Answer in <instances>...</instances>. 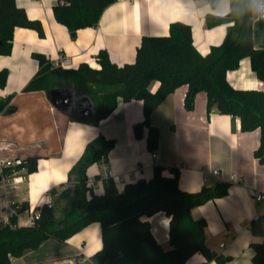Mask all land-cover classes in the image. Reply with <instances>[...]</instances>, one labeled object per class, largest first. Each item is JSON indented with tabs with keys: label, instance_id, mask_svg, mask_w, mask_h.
Listing matches in <instances>:
<instances>
[{
	"label": "crops",
	"instance_id": "1",
	"mask_svg": "<svg viewBox=\"0 0 264 264\" xmlns=\"http://www.w3.org/2000/svg\"><path fill=\"white\" fill-rule=\"evenodd\" d=\"M56 2L16 0L30 18L41 21L45 35L18 27L11 53L0 55V70L9 71L5 87H0V97L13 95L12 104L16 106L11 113L0 114V154L11 161L39 156L35 171L24 174L26 169H22L21 182L7 184L10 198L28 202L32 207L48 203L53 190L74 185L70 171L88 145L104 136L115 140V145L106 157L87 169L88 185L95 194L105 193V180L109 177L120 191L127 183L149 179L156 165L168 169L178 167L180 187L187 191L229 181L227 195L196 206L192 214L207 222L209 249L232 257L224 264H251L254 255L251 242L255 237L249 225L252 218L264 212V200L256 198L264 194V162L254 154L261 140L259 128L244 132L240 118L216 108L208 111V96L203 91L197 94L194 109H186L188 86L183 85L151 114V123L160 129L159 145L153 156L154 152L147 146L146 132L142 138L134 133V125L144 118L142 101L119 98L113 112L94 123L93 118H79L71 113L73 100L85 95L76 94L75 83L68 76L54 74L50 76L49 89L24 91L31 79L47 68L42 70L46 63L42 65L36 53L44 55L51 68H78L82 63L100 68L98 53L106 49L111 59L122 66L135 61L143 36L168 35L170 25L176 21L191 25L194 45L206 55L213 46L222 44L227 34L226 24L209 27L207 16L227 15L230 0H220L216 7L209 0H116L104 10L96 27L82 28L75 33L56 19L53 10ZM253 38L256 47H264V19L257 18L256 11ZM64 59H69L67 65L62 64ZM227 79L238 89L264 90V80L252 69L249 57L240 61L239 68L229 70ZM157 85L154 81L150 88L154 90ZM214 170L219 173L215 175ZM232 175L236 179L232 180ZM170 219L163 211L149 217L156 240L165 248L170 246ZM61 243L62 246L45 255L35 254L30 261L22 260V256L12 258V262L93 264L90 256L103 247L101 224L93 222ZM185 264L218 262L196 253Z\"/></svg>",
	"mask_w": 264,
	"mask_h": 264
},
{
	"label": "trees",
	"instance_id": "2",
	"mask_svg": "<svg viewBox=\"0 0 264 264\" xmlns=\"http://www.w3.org/2000/svg\"><path fill=\"white\" fill-rule=\"evenodd\" d=\"M116 0H57L53 10L56 19L72 33L87 27H96L104 10ZM216 7L220 0H209ZM258 0H230V11L225 16L208 14L207 25H227L222 44L213 46L203 55L194 45L190 24L176 21L170 25L168 35L143 36L135 61L122 66L114 62L106 49L98 53L100 68L82 63L78 68H51L50 61L42 54H35L43 65L25 86L24 91L50 88V76L62 74L72 78L77 95L90 96L94 102V123L109 116L118 99L140 100L144 118L134 125L137 138L146 132L147 146L155 151L159 145L160 129L151 123L155 108L178 87L187 85L185 107H195L196 96L206 92L208 111L240 118L244 132L260 129L261 140L255 156L264 162V90L238 89L227 79V72L239 68L240 61L249 57L252 69L264 80V47H256L253 38V21ZM38 31L44 36L39 19H32L16 0H0V55L12 51L16 28ZM8 69L0 70V87H5ZM158 82L152 90V82ZM13 95L0 97V114L16 109ZM115 140L100 136L90 143L77 164L70 171L73 186L60 193L51 192L50 203L35 206L41 216L33 225L13 226L0 223V264H16L12 258L21 257L26 250L38 249L45 241L56 239L66 242L93 222L102 228L103 247L90 256L93 264H185L196 253L218 264L229 261L231 256L212 252L206 244L204 218L193 217L192 210L201 204L228 194L231 182L217 181L197 191L180 187V169L154 167L153 176L127 183L118 190L114 179L105 180V193L97 195L88 185L87 169L106 157ZM37 155L14 165L4 167L0 181L5 177L37 169ZM91 193V198H88ZM21 203V204H20ZM20 212L29 208L28 202H14ZM163 211L170 219L169 244H160L151 229L149 217ZM15 221V218L13 219ZM255 239L251 242L254 255L251 264H264V212L250 221Z\"/></svg>",
	"mask_w": 264,
	"mask_h": 264
},
{
	"label": "built area",
	"instance_id": "3",
	"mask_svg": "<svg viewBox=\"0 0 264 264\" xmlns=\"http://www.w3.org/2000/svg\"><path fill=\"white\" fill-rule=\"evenodd\" d=\"M255 11L257 14V18L264 19V0H258L255 6ZM69 59H64L62 64L67 65ZM153 156H156L155 152ZM16 161H11L10 159L2 156L0 154V174L3 173L4 167L14 165ZM213 173L217 175L219 173L218 170H214ZM21 174H15L12 177H3L0 181V223L2 224H11L13 226L19 225H33L41 216L40 210H37L35 207L30 206L29 208L25 209L23 212L19 211V207L14 206V202L10 196L8 195L7 191V184L9 182L19 183L22 180ZM231 179H236L235 175L231 176ZM258 200H264V194H258L256 196ZM51 200L48 199V203ZM21 204V203H20ZM15 218V221L13 220ZM224 246V243L221 244ZM65 264H72L71 262H66Z\"/></svg>",
	"mask_w": 264,
	"mask_h": 264
},
{
	"label": "water",
	"instance_id": "4",
	"mask_svg": "<svg viewBox=\"0 0 264 264\" xmlns=\"http://www.w3.org/2000/svg\"><path fill=\"white\" fill-rule=\"evenodd\" d=\"M55 102V101H54ZM59 102H56V104ZM72 108H70L71 113L79 118H94L95 109L94 102L90 96L79 97L73 100ZM20 159L17 160L19 162Z\"/></svg>",
	"mask_w": 264,
	"mask_h": 264
},
{
	"label": "rangeland",
	"instance_id": "5",
	"mask_svg": "<svg viewBox=\"0 0 264 264\" xmlns=\"http://www.w3.org/2000/svg\"><path fill=\"white\" fill-rule=\"evenodd\" d=\"M16 163H17V161H16ZM61 191L59 190V191H57V193H60ZM50 198L52 199V195H51ZM61 244L62 243L60 241L56 240V239H53V238L52 239H49L45 243V245L41 249H39L38 251L31 250V251H34L35 253H33V252L32 253H27V252L24 253L22 255L23 256V259L22 260H24V261H27V260L30 261L29 259H32L35 254H36V256L45 255L48 252H51L50 250L55 249L56 246H60Z\"/></svg>",
	"mask_w": 264,
	"mask_h": 264
},
{
	"label": "clouds",
	"instance_id": "6",
	"mask_svg": "<svg viewBox=\"0 0 264 264\" xmlns=\"http://www.w3.org/2000/svg\"><path fill=\"white\" fill-rule=\"evenodd\" d=\"M218 46V45H217Z\"/></svg>",
	"mask_w": 264,
	"mask_h": 264
},
{
	"label": "snow or ice",
	"instance_id": "7",
	"mask_svg": "<svg viewBox=\"0 0 264 264\" xmlns=\"http://www.w3.org/2000/svg\"><path fill=\"white\" fill-rule=\"evenodd\" d=\"M251 86V85H250Z\"/></svg>",
	"mask_w": 264,
	"mask_h": 264
}]
</instances>
